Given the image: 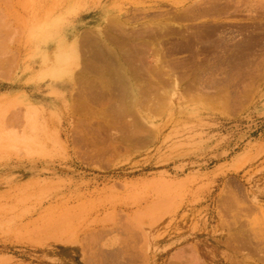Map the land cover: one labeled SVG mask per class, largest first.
<instances>
[{
    "label": "rangeland",
    "instance_id": "374dc122",
    "mask_svg": "<svg viewBox=\"0 0 264 264\" xmlns=\"http://www.w3.org/2000/svg\"><path fill=\"white\" fill-rule=\"evenodd\" d=\"M263 9L0 0V264H264Z\"/></svg>",
    "mask_w": 264,
    "mask_h": 264
},
{
    "label": "bare ground",
    "instance_id": "6f19581e",
    "mask_svg": "<svg viewBox=\"0 0 264 264\" xmlns=\"http://www.w3.org/2000/svg\"><path fill=\"white\" fill-rule=\"evenodd\" d=\"M206 8H207V7H206ZM263 10H264V9H263ZM258 12H260V11H258ZM193 15H194V14H193ZM200 15H201V14H200ZM169 22H170V21H169ZM166 23L168 24V22H166ZM170 23H171V22H170ZM162 24H165V23H162ZM162 24H161V25H162ZM175 24H176V23H175ZM165 25H166V24H165ZM165 25H164V26L162 25V26L166 29ZM168 25H169V24H168ZM173 25H174V24H173ZM158 26H159V25H158ZM159 28H160V27H159ZM150 29H151V28H150ZM155 30H156V29H155ZM255 31H256V30H255ZM150 32H151V31H150ZM220 34H221V33H220ZM131 38H132V37H131ZM263 50H264V49H263ZM223 55H224V54H223ZM249 64H250V63H249ZM220 67H221V66H220ZM160 69H161V68H160ZM225 69H226V68H225ZM54 70H56V69H54ZM58 70H60V69H58ZM51 75H52L55 79L58 78L57 75H56L54 72H52ZM52 85H56L57 87H60V88H65V87H66L65 85H62V86H61V84H60L59 82H57V81L53 82Z\"/></svg>",
    "mask_w": 264,
    "mask_h": 264
}]
</instances>
